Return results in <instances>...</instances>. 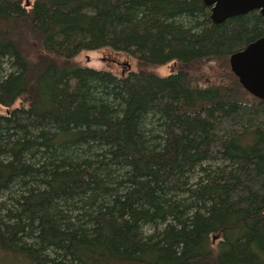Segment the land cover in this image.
<instances>
[{
  "label": "trees",
  "instance_id": "16d2710c",
  "mask_svg": "<svg viewBox=\"0 0 264 264\" xmlns=\"http://www.w3.org/2000/svg\"><path fill=\"white\" fill-rule=\"evenodd\" d=\"M263 36L203 0H0V264H264V101L228 63ZM99 50L131 69L74 62Z\"/></svg>",
  "mask_w": 264,
  "mask_h": 264
},
{
  "label": "water",
  "instance_id": "95a60500",
  "mask_svg": "<svg viewBox=\"0 0 264 264\" xmlns=\"http://www.w3.org/2000/svg\"><path fill=\"white\" fill-rule=\"evenodd\" d=\"M203 3L210 8V19L215 24L253 11L264 17V0H203ZM228 63L244 90L264 101V36L230 55Z\"/></svg>",
  "mask_w": 264,
  "mask_h": 264
},
{
  "label": "rangeland",
  "instance_id": "374dc122",
  "mask_svg": "<svg viewBox=\"0 0 264 264\" xmlns=\"http://www.w3.org/2000/svg\"><path fill=\"white\" fill-rule=\"evenodd\" d=\"M22 2L23 4H31L33 0H22ZM74 62L79 65L110 70L116 74H122L131 69V62L126 56L117 53L114 54L106 50L83 52L74 59ZM221 68L214 64L203 66L199 74L205 72V77H200L199 74L198 76L201 80L211 83L223 72ZM172 70L173 68L170 64L153 69L155 73L160 75H166ZM4 111L5 108L0 106V113H4Z\"/></svg>",
  "mask_w": 264,
  "mask_h": 264
}]
</instances>
